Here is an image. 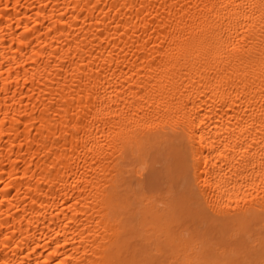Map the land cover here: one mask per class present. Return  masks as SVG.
<instances>
[{
	"label": "bare ground",
	"instance_id": "1",
	"mask_svg": "<svg viewBox=\"0 0 264 264\" xmlns=\"http://www.w3.org/2000/svg\"><path fill=\"white\" fill-rule=\"evenodd\" d=\"M262 141L264 0H0V264H264Z\"/></svg>",
	"mask_w": 264,
	"mask_h": 264
},
{
	"label": "rangeland",
	"instance_id": "2",
	"mask_svg": "<svg viewBox=\"0 0 264 264\" xmlns=\"http://www.w3.org/2000/svg\"><path fill=\"white\" fill-rule=\"evenodd\" d=\"M169 158L166 151L164 153L156 148L149 151L147 164L144 172L145 189L155 196H159L164 192V202L168 194H175L176 188L179 187L178 182L169 181L167 172L169 169ZM175 189V190H174ZM203 241L200 238L187 239L184 242L188 245L185 250L171 249L164 246V264H199L208 251L213 253L221 252L219 246L221 240H213L208 236H204ZM209 248V249H208ZM227 255V253L225 254Z\"/></svg>",
	"mask_w": 264,
	"mask_h": 264
},
{
	"label": "snow or ice",
	"instance_id": "3",
	"mask_svg": "<svg viewBox=\"0 0 264 264\" xmlns=\"http://www.w3.org/2000/svg\"><path fill=\"white\" fill-rule=\"evenodd\" d=\"M262 143H264V141H262ZM252 147L253 145H249V149H251ZM204 163L206 164L207 162L205 161ZM203 264H213V262L206 261V262H203ZM216 264H244V262L243 261H231V262L220 261V262H216Z\"/></svg>",
	"mask_w": 264,
	"mask_h": 264
}]
</instances>
